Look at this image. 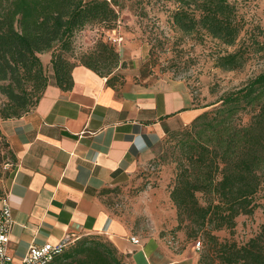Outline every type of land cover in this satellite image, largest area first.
<instances>
[{
	"label": "trees",
	"instance_id": "trees-1",
	"mask_svg": "<svg viewBox=\"0 0 264 264\" xmlns=\"http://www.w3.org/2000/svg\"><path fill=\"white\" fill-rule=\"evenodd\" d=\"M118 6V0H0V120L29 113L50 85L71 90L78 65L102 77L103 70L111 75L118 55L113 49L106 55L104 43L80 64L66 54L73 50L75 35L87 26L114 30ZM172 21L186 35L204 34L231 47L242 30L230 0H179ZM44 53L51 55L49 68L41 60ZM245 62L239 50L219 57L217 66L234 71ZM217 104L197 116L178 139L170 198L179 226L187 222L188 237L204 241L197 264H264V230L244 246L220 241L214 234L232 230L240 216L254 214L257 196L264 192V73ZM243 112L252 114L247 125L239 121ZM0 139L16 162L1 129ZM7 195L0 192V204ZM124 258L110 242L95 237L79 240L51 264H127Z\"/></svg>",
	"mask_w": 264,
	"mask_h": 264
},
{
	"label": "crops",
	"instance_id": "crops-1",
	"mask_svg": "<svg viewBox=\"0 0 264 264\" xmlns=\"http://www.w3.org/2000/svg\"><path fill=\"white\" fill-rule=\"evenodd\" d=\"M50 60L49 53L46 68ZM72 78L71 90L50 85L29 113L0 120L16 158L7 185L14 221L10 254L20 260L32 245L101 237L129 264H187L184 253L136 233L101 192L153 153L166 126L195 119L190 98L174 86L116 90L82 65Z\"/></svg>",
	"mask_w": 264,
	"mask_h": 264
},
{
	"label": "rangeland",
	"instance_id": "rangeland-1",
	"mask_svg": "<svg viewBox=\"0 0 264 264\" xmlns=\"http://www.w3.org/2000/svg\"><path fill=\"white\" fill-rule=\"evenodd\" d=\"M230 2L236 6L242 25L232 47L204 34L186 35L180 31L172 21L179 0H118L116 28L110 31L105 25L87 26L75 35L73 50L66 57L80 64L83 58L100 51L98 46L104 43L106 49L101 50L106 55L111 49L118 55V66L111 75L101 71L105 78L112 79L110 83L116 90L133 86L163 90L178 87L190 98L189 109L196 110L199 116L264 73V0ZM239 50L246 57L240 69L227 71L217 66L219 57ZM48 55L42 54L44 64ZM238 117L247 125L252 114L243 112ZM191 123L166 126L153 153L122 172L111 187L101 192V197L136 233L159 239L170 249L184 253L189 260L187 264H197L204 251V241L188 237L187 222L179 226L177 209L170 198L176 183L177 142ZM12 157L0 139V192L3 194L15 168ZM256 200L258 207L254 214L240 216L232 230L214 233L220 241L230 240L244 246L263 232L264 192ZM198 242L200 249H197ZM124 261L129 264L127 259Z\"/></svg>",
	"mask_w": 264,
	"mask_h": 264
},
{
	"label": "built area",
	"instance_id": "built-area-1",
	"mask_svg": "<svg viewBox=\"0 0 264 264\" xmlns=\"http://www.w3.org/2000/svg\"><path fill=\"white\" fill-rule=\"evenodd\" d=\"M13 223L12 210L7 196L0 204V264H51L74 242L73 240H62L57 244L32 245L22 259L15 260L9 252ZM131 241L135 245H140V241L135 237L131 238ZM200 246L201 243L198 242L197 249H200Z\"/></svg>",
	"mask_w": 264,
	"mask_h": 264
}]
</instances>
